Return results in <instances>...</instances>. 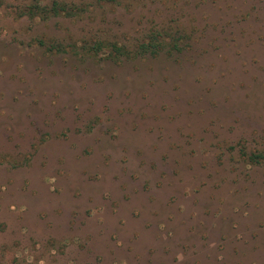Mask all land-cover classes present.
Listing matches in <instances>:
<instances>
[{
	"label": "rangeland",
	"instance_id": "rangeland-1",
	"mask_svg": "<svg viewBox=\"0 0 264 264\" xmlns=\"http://www.w3.org/2000/svg\"><path fill=\"white\" fill-rule=\"evenodd\" d=\"M0 264H264V0H0Z\"/></svg>",
	"mask_w": 264,
	"mask_h": 264
},
{
	"label": "trees",
	"instance_id": "trees-1",
	"mask_svg": "<svg viewBox=\"0 0 264 264\" xmlns=\"http://www.w3.org/2000/svg\"><path fill=\"white\" fill-rule=\"evenodd\" d=\"M36 1L42 3L43 0H35V2ZM89 7L87 5H81V6L80 5H78V6L77 5L69 6V5H66V4L62 5V4H58V2L55 1L54 5L53 6H49V7L48 6H43V5L39 4V3L31 4V5L26 7L25 11L29 15V17L35 18V19L38 18V19L43 21V20L51 19L52 17H59V16H66V15L67 16H72V17L73 16L78 17V16H81L84 13L88 12L89 11ZM147 37L149 38L150 41H157V43L160 46H162L161 44H163V43H162V40L160 39V33L159 34L158 33H151ZM113 44L117 45L114 42L113 43L110 42L109 44H106L108 46V47L107 46L106 47L107 48H112L114 46ZM103 46H104V44H101V45L98 44L97 46H94V47L97 50H101V49H103ZM140 47L148 48L150 46H149V44L146 43V44H143ZM107 48L102 52L103 55L107 53V51H108ZM174 48L175 49L179 48V45L176 43L174 45ZM120 49L119 50L116 49V50L119 52ZM124 52L130 53L129 49L126 50L125 44H124ZM134 55L138 56V55H140V52H136ZM135 58H137V57H135Z\"/></svg>",
	"mask_w": 264,
	"mask_h": 264
}]
</instances>
